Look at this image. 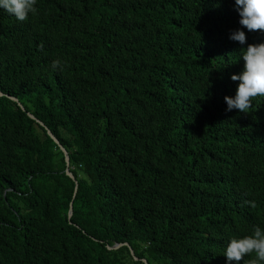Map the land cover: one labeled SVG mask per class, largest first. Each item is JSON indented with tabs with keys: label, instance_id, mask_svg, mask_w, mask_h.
I'll list each match as a JSON object with an SVG mask.
<instances>
[{
	"label": "trees",
	"instance_id": "1",
	"mask_svg": "<svg viewBox=\"0 0 264 264\" xmlns=\"http://www.w3.org/2000/svg\"><path fill=\"white\" fill-rule=\"evenodd\" d=\"M35 7L0 10V264H226L264 229V97L223 101L264 32L228 39L233 0Z\"/></svg>",
	"mask_w": 264,
	"mask_h": 264
},
{
	"label": "clouds",
	"instance_id": "2",
	"mask_svg": "<svg viewBox=\"0 0 264 264\" xmlns=\"http://www.w3.org/2000/svg\"><path fill=\"white\" fill-rule=\"evenodd\" d=\"M35 5L36 0H0V10L21 22L36 11ZM233 8L240 27L230 31L228 39L244 46L246 36L241 29L264 32V0H233ZM242 49V69L229 77L236 82L235 92L223 98L226 112L246 113L253 98L264 97V43L249 44ZM223 256L226 264H239L245 256L252 257L250 264H264V229L253 226L250 235L230 238Z\"/></svg>",
	"mask_w": 264,
	"mask_h": 264
},
{
	"label": "water",
	"instance_id": "3",
	"mask_svg": "<svg viewBox=\"0 0 264 264\" xmlns=\"http://www.w3.org/2000/svg\"><path fill=\"white\" fill-rule=\"evenodd\" d=\"M2 96H4L1 92H0V97H2ZM7 98H9L11 101H13V102H16L17 103V100L15 99V98H12V97H7ZM18 106L19 107H21V105L20 104H18ZM21 109H22V107H21ZM28 117L30 118V119H32V120H34V121H36L40 126H43L38 120H36L32 115H30V114H28ZM47 132V135H48V137L57 145V147L59 148V150L62 152V154H63V156H64V161H65V164H66V168H65V174L71 179V180H73L74 182H75V184H76V181H75V179H74V177H73V175L70 173V171H69V169H68V166H69V158H68V154H67V152L63 149V147L60 145V143L58 142V140L50 133V131H48V130H46ZM71 216H72V206H71V204H70V207H69V211H68V215H67V217H68V220H70L71 219ZM126 245V244H125ZM121 246H123L122 244H116V245H114V246H112V247H107V249L108 250H116V249H118V248H120ZM130 254L133 256V252H132V250H130ZM134 257V256H133ZM134 260H137V258H133ZM144 261V260H143Z\"/></svg>",
	"mask_w": 264,
	"mask_h": 264
}]
</instances>
